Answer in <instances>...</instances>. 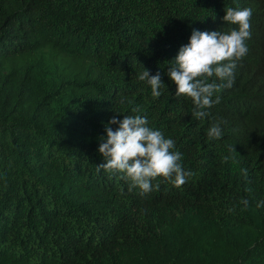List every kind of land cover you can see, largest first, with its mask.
<instances>
[{
	"label": "trees",
	"instance_id": "16d2710c",
	"mask_svg": "<svg viewBox=\"0 0 264 264\" xmlns=\"http://www.w3.org/2000/svg\"><path fill=\"white\" fill-rule=\"evenodd\" d=\"M237 6L248 53L197 118L169 61L193 29L237 27L222 19ZM45 45L85 65L65 77L26 56ZM132 107L175 141L183 185L142 194L97 170L105 125ZM0 264H264V0H0Z\"/></svg>",
	"mask_w": 264,
	"mask_h": 264
},
{
	"label": "clouds",
	"instance_id": "9594fccd",
	"mask_svg": "<svg viewBox=\"0 0 264 264\" xmlns=\"http://www.w3.org/2000/svg\"><path fill=\"white\" fill-rule=\"evenodd\" d=\"M224 11L223 21L237 27L226 32L193 29L189 42L180 47L167 67V75L176 85L175 96L190 98L193 115L197 118L207 116L206 109L220 102L216 94L232 86L237 61L248 53L246 41L251 37L252 9L237 6ZM213 76L220 83L209 82ZM137 78L150 86L154 98L161 96L165 84L159 72L150 75L144 68ZM131 111L137 114L124 115L123 119L113 117L108 122L118 125L115 130L105 125L106 137L100 138L98 148L104 163L98 164L97 170L122 174V178L130 182L129 190L138 188L142 194L153 191L154 187L159 189L158 183L152 184L157 177H163L176 187L183 185L192 173L183 169L182 154L174 151L175 141L148 126V118L139 114L138 107H132ZM222 135L219 124H212L208 129L210 138L220 139ZM227 159L224 157L225 161Z\"/></svg>",
	"mask_w": 264,
	"mask_h": 264
},
{
	"label": "rangeland",
	"instance_id": "374dc122",
	"mask_svg": "<svg viewBox=\"0 0 264 264\" xmlns=\"http://www.w3.org/2000/svg\"><path fill=\"white\" fill-rule=\"evenodd\" d=\"M52 52L54 53L51 46L45 45L32 53H27L26 56L30 57L32 60H37L41 57L44 59H53ZM53 60L59 66L65 77H69L72 73L79 72L80 68L85 65L84 61L63 54H58V57Z\"/></svg>",
	"mask_w": 264,
	"mask_h": 264
}]
</instances>
